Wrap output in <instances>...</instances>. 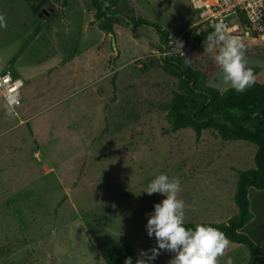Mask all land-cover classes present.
<instances>
[{
    "label": "rangeland",
    "instance_id": "obj_1",
    "mask_svg": "<svg viewBox=\"0 0 264 264\" xmlns=\"http://www.w3.org/2000/svg\"><path fill=\"white\" fill-rule=\"evenodd\" d=\"M94 10L89 0H0V70L23 81L18 115L0 92V264H104L101 250L121 241L138 256L150 251L155 239L144 226L162 197L140 189L161 172L180 180L185 221L224 222L236 212V169L253 166L255 145L171 130L176 78L162 67L157 35L141 24L134 34L128 18L155 21L169 36L190 34L176 53L222 91L215 49L206 46L213 27L194 25L189 0H116L111 33L97 27ZM239 39L264 84V47ZM249 197L244 231L264 264V190ZM172 255L161 250L151 264ZM247 256L228 241L218 260L244 264Z\"/></svg>",
    "mask_w": 264,
    "mask_h": 264
},
{
    "label": "trees",
    "instance_id": "obj_2",
    "mask_svg": "<svg viewBox=\"0 0 264 264\" xmlns=\"http://www.w3.org/2000/svg\"><path fill=\"white\" fill-rule=\"evenodd\" d=\"M89 1L95 9L93 17L97 27L113 32L117 17L109 13V9L116 0ZM128 22L134 34L141 24L157 35L162 67L176 78V89L167 102L171 130L189 128L196 138L207 130L224 141L244 140L255 145L253 166L236 169L232 195L236 212L224 222H202L219 229L228 241L243 245L248 255L244 264H259V245L254 235L246 233L244 228L252 218L250 190H264V84L255 81L243 93H236L231 88L219 91L207 84L206 69L192 66L185 57L171 51L167 43L168 31L160 24L140 15L129 17ZM202 222L186 221V226ZM100 256L104 264H124L125 257L131 256L133 261L138 257L128 241L105 246Z\"/></svg>",
    "mask_w": 264,
    "mask_h": 264
},
{
    "label": "clouds",
    "instance_id": "obj_3",
    "mask_svg": "<svg viewBox=\"0 0 264 264\" xmlns=\"http://www.w3.org/2000/svg\"><path fill=\"white\" fill-rule=\"evenodd\" d=\"M6 26V18L0 13V29ZM206 46L215 49L216 76L225 91L231 88L243 93L251 87L256 78L246 66L245 45L237 36L230 35L222 22L213 25ZM180 187L178 177L161 172L140 189L147 195L157 193L162 197L153 203L144 226L146 234L155 239V246L150 251L141 249L135 261L131 256L125 257L124 264H151L161 250L173 253L169 264H219L218 257L224 256L228 247L226 237L211 224L186 226L185 203L177 195ZM225 264H232L231 257L225 259Z\"/></svg>",
    "mask_w": 264,
    "mask_h": 264
},
{
    "label": "built area",
    "instance_id": "obj_4",
    "mask_svg": "<svg viewBox=\"0 0 264 264\" xmlns=\"http://www.w3.org/2000/svg\"><path fill=\"white\" fill-rule=\"evenodd\" d=\"M197 10L198 20L194 25L213 27L223 23L230 35L250 39L264 47V0H189ZM190 39V34L169 36L171 51H181ZM165 53V51L163 52ZM20 77L11 76L8 69L0 70V92L14 115L21 104Z\"/></svg>",
    "mask_w": 264,
    "mask_h": 264
},
{
    "label": "water",
    "instance_id": "obj_5",
    "mask_svg": "<svg viewBox=\"0 0 264 264\" xmlns=\"http://www.w3.org/2000/svg\"><path fill=\"white\" fill-rule=\"evenodd\" d=\"M48 12H45V15L47 14ZM111 43H112V46L114 48V39H113V35H111Z\"/></svg>",
    "mask_w": 264,
    "mask_h": 264
}]
</instances>
